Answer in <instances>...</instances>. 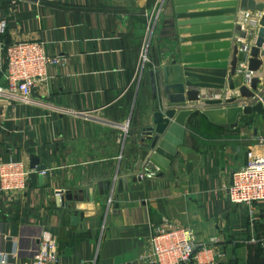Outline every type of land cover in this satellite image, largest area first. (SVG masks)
I'll return each mask as SVG.
<instances>
[{
	"label": "crops",
	"instance_id": "0c3cea01",
	"mask_svg": "<svg viewBox=\"0 0 264 264\" xmlns=\"http://www.w3.org/2000/svg\"><path fill=\"white\" fill-rule=\"evenodd\" d=\"M155 2L0 0V19L6 22L0 68L4 46L14 41L40 40L47 55L67 58L48 68V78L36 85L29 101L0 97V162L22 159L29 166L36 156L47 167L42 179L34 172L23 191L0 194V264L30 263L43 232L56 238L58 264H147L152 227L163 219L191 227L198 244L220 249L231 246L233 238L245 243L253 224L263 225L259 204L250 225V206L231 203L226 195L247 148L263 135V111L240 114L238 125L227 129L196 109L185 118L184 137L164 174L140 177L150 152L149 139L141 134L153 109L148 71L160 73L181 48L197 50L196 36L207 53L205 45L215 41L202 36L223 32L230 15L242 29L249 18L256 21L249 39L231 37L239 47L253 45L262 13L242 12L232 0H160L142 73L139 54ZM233 81L237 88L247 84L242 73ZM201 93L213 99L223 92ZM133 175L139 180L114 191L106 212L108 195H96L92 185ZM68 189L78 195L71 201L75 225L55 201V190Z\"/></svg>",
	"mask_w": 264,
	"mask_h": 264
},
{
	"label": "water",
	"instance_id": "95a60500",
	"mask_svg": "<svg viewBox=\"0 0 264 264\" xmlns=\"http://www.w3.org/2000/svg\"><path fill=\"white\" fill-rule=\"evenodd\" d=\"M30 1V0H29ZM34 1V0H33ZM240 11L262 13L258 19V29L253 45L244 43L232 44L233 41L252 37L256 21L248 19V28L233 25L234 15H230V23L223 26V32H211L202 36L205 42L215 41L205 45L207 53H203L200 36L194 37L199 42L195 51L181 48L170 65L162 66L160 73L149 70V85L151 88L152 114L148 123L141 127V134L149 139L147 149L148 168L157 169L162 176L168 167L175 148L181 144L185 132V118L199 109L211 122L219 123L224 128H235L239 115H249L262 111L264 102V1L263 0H232L230 3ZM172 35L174 31L172 29ZM245 66V67H244ZM242 70H240V69ZM244 68V71H243ZM142 72V70H141ZM242 73L247 84L235 86L233 76ZM253 74L252 76H248ZM201 89H215L223 92L213 99H204ZM232 91L227 97V91ZM221 117V118H219ZM145 142V139H142ZM161 151V153H160ZM29 168L38 173L46 171L45 164L39 158L31 157ZM147 171L149 169H146ZM40 173V179H42ZM139 176H113L110 179L95 182L92 187L96 195H111L127 189L129 181L139 180ZM78 195L71 190L63 191L62 196L55 199L56 204L66 208L73 225L77 223V213L72 211L71 201H76ZM115 208L119 204L114 203Z\"/></svg>",
	"mask_w": 264,
	"mask_h": 264
},
{
	"label": "built area",
	"instance_id": "2783aa9c",
	"mask_svg": "<svg viewBox=\"0 0 264 264\" xmlns=\"http://www.w3.org/2000/svg\"><path fill=\"white\" fill-rule=\"evenodd\" d=\"M42 3L46 0H35ZM160 0H156L154 8L147 18V27L143 44L140 49L138 68L148 61V32L155 25V19L160 10ZM157 11V12H156ZM6 31V22L0 19V35ZM45 43L40 40L14 41L4 46V64L0 68V97L29 101L36 85L48 78V68L51 65L66 61L65 55H47ZM264 113V103L262 106ZM123 132H127L124 125ZM246 160L231 174L230 185L226 195L231 203L250 206L248 224H253L255 203H264V132L246 150ZM146 170V169H144ZM157 169L146 170L140 177L149 178ZM36 170L30 169L22 160L8 159L0 162V194L19 193L25 189L28 180ZM44 171L40 172L43 173ZM62 190H55V197L62 196ZM113 200V194L106 199L108 212ZM149 239V253L145 255L147 264H217L224 258V252L214 244H198L195 234L189 226H178L170 219H163L154 225ZM251 241L257 242L254 236ZM41 246L37 256L28 264H58L59 255L56 238L48 232L40 236ZM264 248V240L261 242Z\"/></svg>",
	"mask_w": 264,
	"mask_h": 264
},
{
	"label": "rangeland",
	"instance_id": "374dc122",
	"mask_svg": "<svg viewBox=\"0 0 264 264\" xmlns=\"http://www.w3.org/2000/svg\"><path fill=\"white\" fill-rule=\"evenodd\" d=\"M157 12V11H156ZM148 35H149V32H148ZM147 35V36H148ZM148 56H150L149 55V53L147 54ZM148 64V63H147ZM146 64V65H147ZM138 70H139V68H138ZM144 70V69H143ZM143 73V72H142ZM141 73V74H142ZM136 79H138V77L136 78ZM135 82H136V80H135ZM135 82L133 83V85L135 84ZM133 87H135V86H133ZM147 169V168H146ZM149 169V168H148ZM157 173H158V171L156 172V173H154V174H152V176H155V175H157ZM257 204H259V208L261 209V208H263V209H258V212H259V214L260 215H264V203H255L254 205H253V207H255ZM260 210V211H259ZM263 220H264V218H263ZM264 222V221H263ZM253 233H252V235L253 236H255V238H256V236L259 234V236H260V238H264V235L262 236V235H260L261 233H258V232H263V234H264V223H263V225L261 226V227H257V224L256 223H254L253 224ZM257 231V233H255ZM247 235V238L245 239V243L248 241H251V238H250V235H248V234H246ZM235 240V241H234ZM233 241H234V243H233ZM244 242V241H243ZM251 242H253V241H251ZM232 245L231 246H229V247H221V249L220 250H222L223 252H224V258H222L217 264H245V261H243V258L246 256V253H247V249H246V245L247 244H245V243H239L238 241H237V238H233V240H232Z\"/></svg>",
	"mask_w": 264,
	"mask_h": 264
},
{
	"label": "trees",
	"instance_id": "16d2710c",
	"mask_svg": "<svg viewBox=\"0 0 264 264\" xmlns=\"http://www.w3.org/2000/svg\"><path fill=\"white\" fill-rule=\"evenodd\" d=\"M256 240L257 242L249 241L246 245L245 264H264V248L261 245L264 238H260L258 234Z\"/></svg>",
	"mask_w": 264,
	"mask_h": 264
}]
</instances>
